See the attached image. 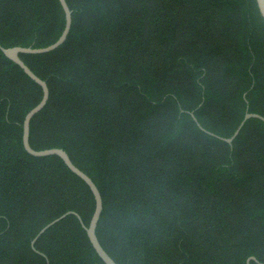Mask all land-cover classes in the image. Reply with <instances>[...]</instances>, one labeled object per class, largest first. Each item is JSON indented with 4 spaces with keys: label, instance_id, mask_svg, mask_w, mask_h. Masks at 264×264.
I'll use <instances>...</instances> for the list:
<instances>
[{
    "label": "trees",
    "instance_id": "16d2710c",
    "mask_svg": "<svg viewBox=\"0 0 264 264\" xmlns=\"http://www.w3.org/2000/svg\"><path fill=\"white\" fill-rule=\"evenodd\" d=\"M72 26L20 57L47 82L30 144L63 148L98 186L118 264H264V19L256 0H67ZM59 0H0V44L45 47ZM42 87L0 50V264H105L88 184L29 154Z\"/></svg>",
    "mask_w": 264,
    "mask_h": 264
},
{
    "label": "water",
    "instance_id": "95a60500",
    "mask_svg": "<svg viewBox=\"0 0 264 264\" xmlns=\"http://www.w3.org/2000/svg\"><path fill=\"white\" fill-rule=\"evenodd\" d=\"M256 1L258 4L260 13L264 19V0H256ZM59 2L61 3V6H62L64 14H65V24H64V28L62 30L61 35L59 36V38L55 42H53L52 44H50L48 46L38 47V48H34L31 46L30 47H24V46L4 47L0 44V50L5 54V56H7L12 61H14L16 64H18L28 76H30L34 81H36L42 87V90H43V95H42L41 100L39 101V103L36 106H34L32 109H30L27 112V114L25 115L24 120H23L22 141H23V146H24L25 150L29 154H31L33 156H37V157H43V156H49V155L59 156L73 173L78 175L81 179H83L88 184V186L90 187V189L93 193L94 199H95V208H94L92 217H91L88 225H86L84 223L81 216L76 211L69 210V211L65 212L64 214L58 216L57 218L53 219L48 224H46L38 232V234L32 240V244H34L35 241L39 238V236L42 235L52 225H54L55 223H57L60 220H62L63 218H65L67 215L74 214L81 221V224H82L83 228L86 230L88 238H89L93 248L95 249L98 256L103 260V262L105 264H118L112 258V256L105 250V248L102 246V244H101V242L97 236V233H96L97 225H98V222L100 220L101 213L103 211V198H102L101 192H100L98 186L96 185V183L93 181V179L87 173H85L77 165L74 164V162L70 158L69 154L63 148H47V149L37 150V149L33 148L32 145L30 144L31 120L33 119V117L38 112H40L46 106L48 99H49L50 91H49V87L47 85V82L45 80H43L42 78H40L36 73H34V71L20 57V54L21 53H46V52H50V51L58 48L60 45H62L66 41L68 34L71 30V26H72V10H71L70 6L68 5L67 0H59ZM190 113H191L192 117L194 118V120L197 122L198 126L202 130H204V131H206V132H208L214 136H217V137L221 138L222 140H224L228 143L233 142V140L239 134L241 128L244 126L245 122L248 119L259 118L262 121H264L263 115L258 114V113H254V112H249L247 110L243 120L240 122V124L238 125V127L235 130V132L233 133V135L230 137H221V136H219L213 132L206 130L198 122L194 112H190ZM251 261L259 262L255 256H251L248 259L247 264H251Z\"/></svg>",
    "mask_w": 264,
    "mask_h": 264
}]
</instances>
